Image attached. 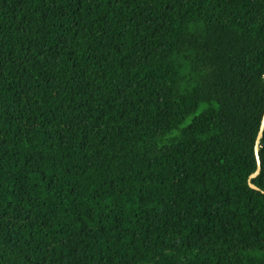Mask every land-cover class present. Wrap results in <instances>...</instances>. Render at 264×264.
Segmentation results:
<instances>
[{"label":"trees","instance_id":"16d2710c","mask_svg":"<svg viewBox=\"0 0 264 264\" xmlns=\"http://www.w3.org/2000/svg\"><path fill=\"white\" fill-rule=\"evenodd\" d=\"M264 0H0V264H264Z\"/></svg>","mask_w":264,"mask_h":264},{"label":"water","instance_id":"95a60500","mask_svg":"<svg viewBox=\"0 0 264 264\" xmlns=\"http://www.w3.org/2000/svg\"><path fill=\"white\" fill-rule=\"evenodd\" d=\"M263 136H264V115L261 121V125L259 128L258 135L256 137L255 146H254V153H255L257 168H256V171L253 174H251L248 179L249 187L256 191H260V189L252 183V180L255 179L260 174V171H261L260 142Z\"/></svg>","mask_w":264,"mask_h":264}]
</instances>
